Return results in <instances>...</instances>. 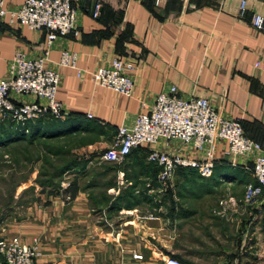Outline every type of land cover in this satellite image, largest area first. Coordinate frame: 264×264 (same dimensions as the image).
<instances>
[{"label":"crops","instance_id":"obj_1","mask_svg":"<svg viewBox=\"0 0 264 264\" xmlns=\"http://www.w3.org/2000/svg\"><path fill=\"white\" fill-rule=\"evenodd\" d=\"M240 1L81 4L79 35L58 37L46 62L60 75L56 98L67 112L51 127L57 141L80 135L97 142L84 149L87 163L72 169L56 196L14 204L23 211L0 221V239L39 240L35 264H165L167 257L181 264H264V190L254 202L244 200L246 185L255 183L251 157H232L227 144L218 142L209 178L180 169L173 184L162 188L147 152L110 164L97 151L111 146L117 127L131 126L171 87L182 98H206L222 118L241 120L248 137L264 142V31L250 24L254 14L264 17V0H245L243 16ZM23 2L4 0V6L16 10ZM93 2L100 5L97 18ZM45 43V30L10 23L7 16L0 26V79L16 52L37 58ZM62 51L76 54L79 76L58 66ZM113 58L134 66L132 98L93 80V72ZM155 147L203 158L177 141Z\"/></svg>","mask_w":264,"mask_h":264},{"label":"built area","instance_id":"obj_2","mask_svg":"<svg viewBox=\"0 0 264 264\" xmlns=\"http://www.w3.org/2000/svg\"><path fill=\"white\" fill-rule=\"evenodd\" d=\"M91 0H24L16 10H7L4 0H0V26L5 18L33 31L45 30L46 43L43 54L28 58L16 52L9 62L5 78L0 79V121H9L21 133H27L26 125L42 118L62 121L67 112L57 100L60 83L57 71L46 67L53 42L58 37L70 34L77 37L76 24L81 4ZM100 5L93 2L92 17L97 18ZM246 1L241 0L239 15L243 16ZM252 28L264 31V17L254 14L250 22ZM58 66L77 69L75 53L62 51ZM134 66L129 61L113 58L107 67L93 72L95 84L125 98H132L134 82L131 73ZM32 97L33 101H20ZM87 118L91 119L90 114ZM177 141L192 151L203 154L201 160L185 158L179 153L157 150L156 145L165 146ZM218 142H225L232 157L252 158V174L255 183L248 184L244 200L254 202L264 190V145L248 137L241 120L222 118L206 98H182L175 87L167 93L156 96L149 112L136 115L131 126H119L113 142L100 157L104 163L122 164L136 149H145L147 161L159 171L157 182L162 188L173 184L175 173L180 169H195L201 178H209L214 168V148ZM41 255L40 241L34 239L25 244L19 238L0 239V264H35ZM165 264H181L173 257H167Z\"/></svg>","mask_w":264,"mask_h":264},{"label":"rangeland","instance_id":"obj_3","mask_svg":"<svg viewBox=\"0 0 264 264\" xmlns=\"http://www.w3.org/2000/svg\"><path fill=\"white\" fill-rule=\"evenodd\" d=\"M57 142L67 147V153L63 157L45 156L41 153L39 146L27 147L24 143L0 146V221L7 219L10 214L14 217V212L18 214L22 212V209L15 208V205L20 202L37 200L41 194L47 197L56 196L61 185L71 180L72 170L65 172L59 180L51 177L53 173L70 158L84 154L87 151L84 149L90 142L97 141L90 136L76 135ZM109 147L100 150L98 148L97 151L103 154ZM41 183L52 186L56 184L59 188L55 190L42 187ZM70 199L71 197H66V200ZM15 217H17L16 214Z\"/></svg>","mask_w":264,"mask_h":264},{"label":"trees","instance_id":"obj_4","mask_svg":"<svg viewBox=\"0 0 264 264\" xmlns=\"http://www.w3.org/2000/svg\"><path fill=\"white\" fill-rule=\"evenodd\" d=\"M90 1L86 2L85 4L89 3ZM93 10V7H92ZM57 120H54L52 118L46 117L39 119L35 121L34 123H28L26 125L27 133H21L15 124L9 122V121H0V146H10L13 144H25V146H39L41 153L48 157H63L66 155V146L58 144L56 139H58V134L55 133L54 129H52L51 126H53L55 123H57ZM242 123L243 129L246 133L245 125ZM56 141V142H55ZM254 141H256L254 139ZM259 142V141H257ZM260 144L264 145V142H259ZM9 144V145H8ZM137 151H144L145 149H136L133 152ZM84 154H78L77 156H74L70 158L66 163H64L60 168L57 169L55 173L51 177L56 178V180H59L61 176L68 172L69 170H72L75 167L84 166L88 160L84 159ZM102 155V154H101ZM42 187H50L55 190H58L59 185L54 184V186L47 184V183H41ZM54 190V191H55Z\"/></svg>","mask_w":264,"mask_h":264}]
</instances>
